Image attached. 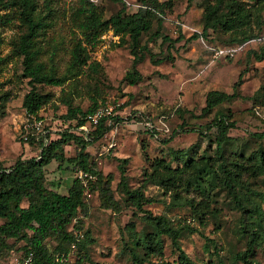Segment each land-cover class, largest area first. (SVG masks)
I'll return each instance as SVG.
<instances>
[{
  "label": "rangeland",
  "instance_id": "374dc122",
  "mask_svg": "<svg viewBox=\"0 0 264 264\" xmlns=\"http://www.w3.org/2000/svg\"><path fill=\"white\" fill-rule=\"evenodd\" d=\"M7 1L0 0V93H7L10 99L3 113L0 109V167H10L20 157L28 159L40 153L38 143L24 139L30 115L23 101L31 86L24 75L23 57L14 47L27 28L19 18L18 7L8 6ZM91 1L105 18L124 7L115 0ZM123 1L129 13L142 5L140 0ZM209 1L214 0H174L173 9L166 10L163 16L161 29L168 41L150 38L158 27L159 17L154 18L151 31L143 35L141 42L148 45L154 58L147 53L137 65L143 79L135 85L125 79L134 61L129 44H121L120 36L108 30L96 47L88 48L89 62L100 64L97 71L86 68L62 87L38 86L40 92L51 95L39 112L42 129L34 134L40 139L47 134L56 137L58 131L69 126L63 118L67 106L62 99L66 96L83 111L93 107L94 101L104 100L112 106L113 116L119 118L102 139L88 148L103 178L93 196L87 199V214L80 217L83 232H89L93 241L87 243L85 251L80 253L77 249L72 254L73 260L86 254L82 264H138L131 256V249H135L145 264H179L178 252L168 236L161 237L163 255H146L145 249L134 245L137 237L144 239L154 230L145 214L128 200L121 186L120 164L124 166L129 187L145 193L148 199L145 209L154 216L167 217L175 227L188 225L196 231L185 230L180 237L182 248L196 264H245L236 259V254L247 248L253 229H259V219L253 212L255 206L263 211L261 229L255 232L264 234V172L246 173L237 185L249 211L239 208L222 186L208 185L204 192L189 184L192 179L185 175L182 186L167 188L150 178L156 159H164L175 168L189 158L213 156L217 130L208 125L218 110H231L236 123L229 133L232 140L225 145L227 156L234 158L242 153L251 156L264 151V138L253 135L264 132V60L256 61L252 53L264 44L249 47L235 58L214 59L209 47L229 44L230 34L209 30L203 38L193 36L203 31V13ZM238 1L253 11L250 28L255 34H264V26L261 30L256 20L258 15L264 18V0ZM38 3V11L47 23L38 38L43 49L41 60L63 75L69 69L75 43L83 40L78 28L81 21L78 10L84 0H39ZM156 59L162 62L155 63ZM238 82L236 98L210 114L202 113L210 90L233 93ZM171 137V142L164 143ZM65 153L68 157L76 155L74 144L67 145ZM48 175V183L60 182L61 192H67L76 176L71 167L59 170L56 161L48 166ZM107 183L113 200L104 192ZM203 199H208L211 206L201 223L190 201L199 207L204 206L197 205ZM131 224L135 225L134 231ZM10 242L12 249L0 254V264H10L23 257L24 241ZM47 244L51 250L56 246L52 239ZM250 258L264 264V239Z\"/></svg>",
  "mask_w": 264,
  "mask_h": 264
},
{
  "label": "trees",
  "instance_id": "16d2710c",
  "mask_svg": "<svg viewBox=\"0 0 264 264\" xmlns=\"http://www.w3.org/2000/svg\"><path fill=\"white\" fill-rule=\"evenodd\" d=\"M38 1H7L8 6L18 7L19 18L27 28L26 32L15 41L14 47L18 54L23 57L24 75L29 79L28 83L31 86L23 101V106L30 116L34 115L39 118V112L51 100V95L40 92L38 86L62 87L68 80L86 68L98 70L100 66L98 62H89L88 48L96 47L106 31L113 30L115 35L120 36L121 44H129L134 61L132 69L127 72L125 79L130 85H135L143 79L137 65L146 58L147 53L151 55L152 59L154 58L148 45H142L141 42L143 35L151 31L155 17H159L158 27L150 38L153 40L160 37L165 41L169 40V37L163 35L161 29L163 28V16L166 10L173 9L174 0H140L142 2L141 7L133 13L126 11L123 0H115L123 3L124 7L109 18L103 16L93 1L84 0L78 10L81 18L78 28L83 35V40L75 43L69 69L67 73L60 75L55 67L49 66L41 60L43 49L38 44V38L47 23L45 17L38 11ZM48 7L50 8L49 5ZM252 19V9L245 7L238 0L209 1L204 8L203 31L202 33L196 32L193 36L204 37L209 30L229 33L231 36L229 44L223 46H238L252 38L264 35L255 34L250 28ZM256 20L261 29L264 26L263 16L258 15ZM252 53L256 61L264 60V45L252 50ZM154 62L161 63L162 60L156 59ZM239 83L235 84L233 93L210 90L206 95V105L203 107L202 113L210 114L220 105L236 98ZM9 99L10 96L7 93H0L2 113ZM62 101L67 106V113L63 118L69 122V126L58 131L56 137L47 134L37 140L36 136H30L28 142L31 144L38 143L40 146L39 155L28 159L20 157L12 166L0 167V254L12 249L11 240L14 242L24 241L21 259L32 254L34 264L83 263L86 254L78 256L76 260L72 259V254L77 249L80 253L85 251L87 243L93 241L90 239L89 232H83V221L80 219L82 214H87L86 187L80 178L75 177L67 192H61L58 190L60 182L48 183V166L56 161L59 170L71 167L74 171L81 169L96 175L97 180L95 182H88L90 192L95 193V189L103 176L95 163L96 161L91 160L88 148L91 144L102 139L113 128L114 123L119 120L113 115L104 117L95 128L86 133L80 130V127L87 123V116L94 113L106 101L102 100L98 103L94 101L93 107L87 111H83L80 106H74L72 98L67 96ZM231 116V110L228 112L218 110L208 125V128L214 127L217 130L213 142L216 144V151L213 156H204L199 159L189 158L185 160L182 166L175 168L169 166L164 159H156L154 172L151 173L150 178L158 184L171 188L182 186L185 175H189L192 182L194 181L192 183L189 179V184H193L204 192L208 185L212 188L222 186L228 191L239 208L249 211L237 185L246 173L257 175L264 172V151L261 150L251 156H246L244 153L236 155L234 158L227 156L225 145L232 140L229 133L236 126ZM253 135L264 138V132ZM172 140L173 137L165 140L164 143L167 144ZM69 144H74L76 148V155L72 157H68L65 153V147ZM120 169L122 173L121 186L128 200L139 212L145 214L147 223L154 230L144 239L141 236L137 237L134 245L137 248L145 249L146 255L155 253L163 255L161 237L165 235L171 238L172 244L178 252L179 264H196L180 244L181 234L185 230H189L191 233L196 231L188 225L175 227L167 217L163 215L154 216L145 209L144 206L148 202L145 193L139 188L131 189L127 183L124 166L121 164ZM104 192L110 200H113L109 183L105 185ZM113 204H115L114 201ZM198 204L204 206L196 207V204L190 201L194 212L203 223V215H206V211L210 210V201L203 199ZM253 212L259 219V229H261L262 220H260V216L263 211L260 206H255ZM129 226L132 231L135 230L134 224ZM256 230L253 229L249 234L247 248L236 254L238 261H243L245 264H259L250 258L255 247L264 239V234L261 231L255 232ZM204 238L208 240L207 237ZM49 239L56 243L53 250L47 244ZM73 245L76 247L73 248ZM131 256L134 262L145 264L144 258L138 254L137 250L131 249Z\"/></svg>",
  "mask_w": 264,
  "mask_h": 264
},
{
  "label": "built area",
  "instance_id": "2783aa9c",
  "mask_svg": "<svg viewBox=\"0 0 264 264\" xmlns=\"http://www.w3.org/2000/svg\"><path fill=\"white\" fill-rule=\"evenodd\" d=\"M203 38V37H202ZM264 44V35L252 38L245 43L238 45V46H218V47H209L210 50H212L214 59H220V58H235L238 54L246 51L249 47L255 46V45H262ZM113 115V108L110 106L107 102L100 106L94 113L89 114L87 116V123L80 127V130L85 131L88 133L90 130L95 128V126L100 122V120L104 117H108ZM151 126V125H150ZM42 129V120L37 118L34 115H31L28 118V122L25 125V134L24 139L28 141L30 136H36L34 134L35 131H40ZM37 140L40 139V137L36 136ZM76 176L82 180L86 187V197L87 199L91 198L93 193L90 192L88 188V182L92 181L95 182L97 180L96 175L85 172L81 169H77L75 171ZM76 246L73 245V248ZM8 264V263H7ZM10 264H34V259L32 254L29 256L23 258V259H17L15 262Z\"/></svg>",
  "mask_w": 264,
  "mask_h": 264
}]
</instances>
